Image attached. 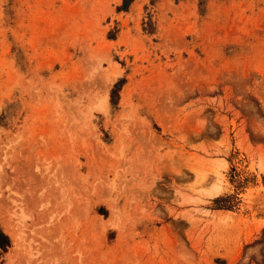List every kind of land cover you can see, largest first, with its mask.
<instances>
[{
    "label": "rangeland",
    "instance_id": "rangeland-1",
    "mask_svg": "<svg viewBox=\"0 0 264 264\" xmlns=\"http://www.w3.org/2000/svg\"><path fill=\"white\" fill-rule=\"evenodd\" d=\"M263 199L264 0H0V264H264Z\"/></svg>",
    "mask_w": 264,
    "mask_h": 264
},
{
    "label": "bare ground",
    "instance_id": "bare-ground-1",
    "mask_svg": "<svg viewBox=\"0 0 264 264\" xmlns=\"http://www.w3.org/2000/svg\"><path fill=\"white\" fill-rule=\"evenodd\" d=\"M263 205H264V199H263ZM17 223V222H16ZM19 224H20V222H19ZM9 225V224H8ZM6 227V226H5ZM7 228V227H6ZM8 228H9V226H8ZM19 231H20V227H19V229H18ZM21 232V231H20ZM19 232V233H20ZM8 233H9V235H10V237H11V239H12V242H13V244L16 246V245H18L19 244V242H20V236H19V234L17 233V231L15 232V231H13V230H11V228L8 230ZM21 247V246H20ZM22 248V247H21ZM23 249V248H22Z\"/></svg>",
    "mask_w": 264,
    "mask_h": 264
}]
</instances>
